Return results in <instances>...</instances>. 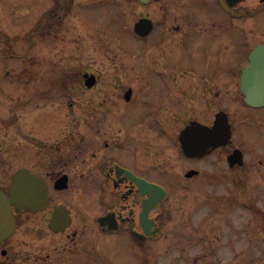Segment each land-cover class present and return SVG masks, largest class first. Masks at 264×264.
<instances>
[{
  "label": "flooded vegetation",
  "instance_id": "1",
  "mask_svg": "<svg viewBox=\"0 0 264 264\" xmlns=\"http://www.w3.org/2000/svg\"><path fill=\"white\" fill-rule=\"evenodd\" d=\"M25 1L31 13L37 7L38 14L51 17L43 26L71 15L77 2ZM83 1L80 12L92 0L78 2ZM161 1L171 5L166 19L146 14L127 26L133 30L145 17L154 22L146 37L133 31L137 39L149 41L153 56V92L144 107L134 108L141 100L144 74L119 71L114 87L101 72L88 70L79 74L81 86L69 90L62 107L67 118L53 114L50 120L31 122L20 130L17 145L11 144L6 162L17 167L0 170V189L11 201L13 179L24 168L46 188L47 202L39 210L14 207L15 231L0 241V264H264L260 228L259 247L253 250V221L245 223L254 212L261 213L251 198L249 176L253 164L264 176V153L253 163L243 150L244 165L224 169L221 176H207L203 168L206 159L243 148L233 141L237 125L248 121L264 127V115L236 114L243 111L239 104L258 110L245 102L242 75L251 51L264 38L245 59L235 60L237 27L246 38L255 36L244 24L255 9L241 8L245 2L228 7L224 0L151 3ZM195 2L203 6L191 8ZM158 54L162 61L155 66ZM171 62L181 63L180 73ZM75 93L85 96L84 104L71 97ZM221 111L229 115L232 143L204 157L187 156L182 131L194 122L212 127ZM14 149L21 150L19 159L13 158ZM212 183L215 192L208 197ZM151 185L167 193L155 207ZM205 207L204 215L193 214ZM174 209L186 210L181 231L166 230ZM239 219L244 220L240 229Z\"/></svg>",
  "mask_w": 264,
  "mask_h": 264
},
{
  "label": "rangeland",
  "instance_id": "2",
  "mask_svg": "<svg viewBox=\"0 0 264 264\" xmlns=\"http://www.w3.org/2000/svg\"><path fill=\"white\" fill-rule=\"evenodd\" d=\"M78 1L74 6L75 12L65 16L64 23L59 32L55 34L56 38L51 35L46 39H41V42L44 40V43L40 44L36 38L34 44L38 43L39 45L28 49L29 47H25L28 44L25 39H16V47L10 48L12 46L9 47L3 38L5 39L4 36L10 34L23 36L31 30L32 26L35 27L36 25H33L35 20L40 19V14L34 16L36 12L38 13L37 7L32 15L26 12L29 5L25 0H0V170H3L6 165L8 168L13 167V163L6 162L7 159L4 156L10 152L11 144L14 147L17 145L16 139L18 140L20 129L30 127L41 120H50L53 114L59 120L67 118L66 109L62 107L64 103H68L69 90L81 86L78 84L80 73L88 70L101 72L103 78L112 80L111 84L114 87L117 85L113 77H116L115 75H118L119 71L130 75L133 73L144 74L141 82L145 86L141 91V100L134 108H142L148 103L153 92L150 88L151 69L149 64L150 58L151 62L153 61V56H149L152 55L148 52L150 45L147 43L149 41L137 39L133 30L127 26L132 25L138 16L146 14L154 17L155 20L163 21L166 19L165 10L171 5L167 1L143 5L136 3L137 0H103V2L93 0L81 14L78 12H80V8L84 7V1L83 3ZM177 1L169 0V3L174 4ZM246 5H251L256 10L250 19L246 16L244 23H248L255 36L246 38L242 33V27H237L235 60L238 63L246 58L252 47L259 41L261 42V38H264V7L259 5V0H249ZM202 6L203 4L195 2L190 7L201 8ZM246 8L248 7H244V9ZM13 49L17 54H27L29 75L27 80L22 77L27 85L15 78L14 74L21 73L25 67L22 66L21 59L13 54ZM26 50L27 52H25ZM154 52L151 53L155 54ZM156 57L155 66L162 61L160 54ZM121 62H124V68L120 67L119 69ZM171 64L177 66L178 72H181L180 62H171ZM156 85L161 86V82H156ZM31 88L34 92H31ZM13 94L16 95L12 99ZM71 97L85 103L84 95L75 93ZM106 105H112V102L108 101ZM238 107L244 113L250 111L243 104H239ZM37 108L45 109L37 113L31 112ZM28 109L31 114L25 117ZM252 112L256 116L264 115V109ZM24 117L26 123L23 121ZM40 135L42 136V131ZM235 140L247 151L249 160L257 163L258 155L264 153V127H254L248 121L241 123L237 125ZM226 150L204 161L203 168L207 176H213L215 173L221 176L223 170L229 168L226 157L223 155ZM13 153V158L19 159L15 155L17 154L15 149ZM257 167L255 164L251 166L249 191L252 200L258 202L257 209L261 213L259 212L257 215L254 212V217L245 219V223L253 221V250L259 247L258 243L261 240L258 227L261 236L264 237V201L260 200L262 197L264 198V176L255 171ZM215 188L213 183L210 184L208 197L214 195ZM244 199L241 198V200ZM206 210L205 207L193 214L202 216ZM185 214L186 210L179 213L177 209H174V212L171 213V220L166 223V230L181 231L179 223L182 222V217ZM242 222L244 220H238V229ZM93 232H95L94 229Z\"/></svg>",
  "mask_w": 264,
  "mask_h": 264
},
{
  "label": "water",
  "instance_id": "3",
  "mask_svg": "<svg viewBox=\"0 0 264 264\" xmlns=\"http://www.w3.org/2000/svg\"><path fill=\"white\" fill-rule=\"evenodd\" d=\"M143 3H148L151 0H140ZM231 5L243 1V0H228ZM153 28V23L151 20L148 19H142L140 22L136 24V31L141 34L142 36H146L150 33V31ZM264 56V46H259L252 54L253 57V66L256 67L259 65V62L256 61L257 58ZM248 72V71H247ZM250 81H247V84H249ZM259 89H252V90H246L247 94V100L251 104H262L264 102V93L263 86H258ZM190 130H185L182 135V140L184 143V147L187 153H190L191 147L190 144H195L194 140L190 138ZM204 135L205 137H221V144H227L228 138L230 137V126L226 123H221L217 127L210 129L205 128L204 129ZM241 157L240 152H236L234 155H232L229 160L231 165L233 166L234 163ZM242 164V163H241ZM22 171H19L17 178L14 183V193H13V202L15 205H17L19 208H22L23 206H30L32 208H35L38 206L40 201L43 199L42 192L37 191H28V196H25L24 190H22ZM161 197L157 198V202L160 200ZM12 219V220H11ZM14 227V219L11 215L10 207L5 206L4 204V198L3 195L0 193V232L11 234ZM5 234V235H6ZM3 235V236H5Z\"/></svg>",
  "mask_w": 264,
  "mask_h": 264
}]
</instances>
